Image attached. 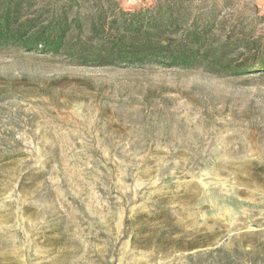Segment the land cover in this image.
<instances>
[{"label": "rangeland", "instance_id": "374dc122", "mask_svg": "<svg viewBox=\"0 0 264 264\" xmlns=\"http://www.w3.org/2000/svg\"><path fill=\"white\" fill-rule=\"evenodd\" d=\"M32 1L42 22L214 3L249 47L227 60L264 58V0ZM207 64L1 46L0 264H264V68Z\"/></svg>", "mask_w": 264, "mask_h": 264}, {"label": "trees", "instance_id": "16d2710c", "mask_svg": "<svg viewBox=\"0 0 264 264\" xmlns=\"http://www.w3.org/2000/svg\"><path fill=\"white\" fill-rule=\"evenodd\" d=\"M32 2L0 0V47L41 48L63 54L79 64L104 66L158 63L188 67L208 63L206 66L234 74L255 66L264 68V58L257 53L247 55L248 62L227 60L231 52L249 47L243 37L232 39V26L229 27L227 19L220 18L214 3L198 13L182 2L159 5L148 15L120 8L112 19L103 8L71 17L69 9H63L42 22L45 12L31 15L35 10ZM73 2L69 0L71 6ZM221 32L227 37L214 44L213 37Z\"/></svg>", "mask_w": 264, "mask_h": 264}]
</instances>
